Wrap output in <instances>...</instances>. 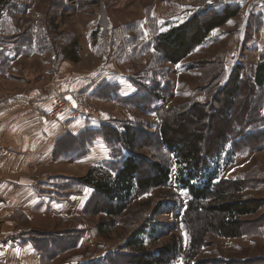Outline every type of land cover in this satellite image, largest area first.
<instances>
[{
	"label": "rangeland",
	"instance_id": "rangeland-1",
	"mask_svg": "<svg viewBox=\"0 0 264 264\" xmlns=\"http://www.w3.org/2000/svg\"><path fill=\"white\" fill-rule=\"evenodd\" d=\"M15 3L23 24L0 32L1 52L10 49L13 59L0 60V143L8 160L2 182L7 191H39L55 216L36 215L26 229L74 235L81 223L87 243L75 254L86 264H145L151 255L163 264H264V0H19L9 10ZM227 7L238 15L179 62L166 59L160 35ZM22 31L19 43L37 35L24 55L33 58L16 62L18 44L9 35ZM87 48L97 55L82 54ZM71 51L79 63L65 59ZM16 94L28 97L23 107L4 104ZM59 95L80 97L97 117L51 116ZM167 127L187 141L204 139L199 148L209 168L201 173L216 175L215 193L237 183V198L261 203L240 218L242 236L206 232L208 215L193 212L177 156L164 145ZM129 156L143 174L156 162L170 167V181L145 189L135 181L127 209L110 227L101 208L108 200L82 179L89 172L115 178ZM215 193L201 205L217 202Z\"/></svg>",
	"mask_w": 264,
	"mask_h": 264
},
{
	"label": "trees",
	"instance_id": "trees-1",
	"mask_svg": "<svg viewBox=\"0 0 264 264\" xmlns=\"http://www.w3.org/2000/svg\"><path fill=\"white\" fill-rule=\"evenodd\" d=\"M7 0H0V7ZM239 10L231 7L224 9L222 13L215 14L211 17H206L199 20L198 15L194 16L186 24L178 28L171 29L169 32L160 35V40L168 51L165 55L166 59L171 62H179L186 57L195 47L201 45L205 39L215 29L225 25L232 18L238 15ZM73 60L78 58L74 55ZM264 76V70L261 72ZM260 77V80L264 77ZM171 131V133H170ZM175 129L170 127L165 128L162 132L164 145L177 156V162L180 166L178 182L189 190L192 197L190 207L198 216L208 215V227L206 232L212 231L213 234L221 235L226 238H235L242 236L243 228L240 224V218L253 215L261 208V203L258 201H242L236 197L240 191V186L237 183L226 184L219 191H213L215 188L216 175L207 173L202 175V171L209 168L205 160V156L201 153L199 144L204 139L196 137L192 141H187L183 136H174ZM125 137L131 144L135 142V134L130 130L126 132ZM142 164L134 156H129L124 160L121 167L117 171L115 178H100L95 179L94 173L89 174L82 179L88 184H92L96 191L106 197L108 203L105 205V212L110 217V227L114 226V218L120 216L127 209L128 201L131 197L132 190L137 181L141 189L147 187H161L170 181V167L156 162L151 164V174L142 173ZM139 176V179H138ZM141 176V178H140ZM199 180L200 184H195ZM213 193L217 194V202L202 206L201 203L212 199L210 196ZM204 231L198 235L196 251L202 247L204 240ZM192 245V244H191ZM169 247H166L164 252L170 254ZM135 260V259H134ZM145 264H163L159 258L153 255L147 260L141 259ZM134 262V261H133Z\"/></svg>",
	"mask_w": 264,
	"mask_h": 264
},
{
	"label": "crops",
	"instance_id": "crops-1",
	"mask_svg": "<svg viewBox=\"0 0 264 264\" xmlns=\"http://www.w3.org/2000/svg\"><path fill=\"white\" fill-rule=\"evenodd\" d=\"M18 1L19 0H7V2L0 7V32L2 31L1 28L5 30L10 28L11 33H14L15 28L13 23H20V25L23 24L20 19H17L19 18V15L15 12L19 9L17 3H15L17 7L9 10V7L12 6V3ZM24 13L25 11L23 14ZM25 16H28V14H25ZM23 33L24 32L22 31L9 35V37H12V39L15 37L13 43L18 44V47L17 45L15 46L16 48L13 47L14 52L16 53V62L22 60L25 57L28 59L33 58L31 53L26 54V56L24 55L27 50V53L30 51L28 48L34 45L37 35H34L35 33L32 31L33 36L30 37L29 42H25L23 40L21 43H19V41L22 39ZM87 49L88 50L86 53L82 52V54H86V56L93 55L95 57L96 52L93 51V48ZM1 50L2 49H0V60H3V62L11 60L12 62L13 59H11L9 55L11 50L8 49L2 52ZM2 53L4 57L1 56ZM65 57H67L65 58L67 61H72L74 63L80 62L79 59L75 61L70 56ZM64 88L72 89L73 87ZM13 96L14 95L7 96L4 104L8 105L9 103H16L13 105L14 107H23L25 104L21 103V100H24L25 98L29 100L28 97H21V99L17 100L16 98L19 96L18 94H16L15 97ZM31 100L33 101V99ZM32 101L31 104L33 103ZM27 106H31V109L34 107V105L30 104ZM32 111L37 113V109H32ZM86 117L87 116L74 117V119ZM50 120L51 119H49V122ZM6 153V145L0 143V264H83V260L85 259L82 260L81 254H75L76 251H81L83 245L87 243L86 238H84L85 231H81V223L79 224V227L77 226L75 228L74 235L73 230L71 229H69L68 232H52L49 235H34L32 231L29 232L30 230L26 229L28 225L27 222H33L36 215L54 218V208L49 209V207L41 203V198L39 195H37L39 191H7L6 185L2 182L4 179H6H2L3 173L5 174L4 170L8 164ZM26 194L28 198L24 199ZM64 223L66 222L64 221ZM67 223L72 227V223L69 219ZM72 240H75L73 247L71 243ZM54 241L61 242V245H55L56 243Z\"/></svg>",
	"mask_w": 264,
	"mask_h": 264
},
{
	"label": "built area",
	"instance_id": "built-area-1",
	"mask_svg": "<svg viewBox=\"0 0 264 264\" xmlns=\"http://www.w3.org/2000/svg\"><path fill=\"white\" fill-rule=\"evenodd\" d=\"M54 113L51 116L54 117H81L92 116L97 117V112L93 110L85 103L80 97H74L72 99H65L64 96H57L52 105Z\"/></svg>",
	"mask_w": 264,
	"mask_h": 264
}]
</instances>
